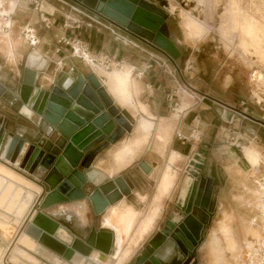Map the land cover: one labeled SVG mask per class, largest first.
Segmentation results:
<instances>
[{
	"label": "crops",
	"instance_id": "obj_1",
	"mask_svg": "<svg viewBox=\"0 0 264 264\" xmlns=\"http://www.w3.org/2000/svg\"><path fill=\"white\" fill-rule=\"evenodd\" d=\"M3 1L11 11L10 27L0 32V125L4 126V133L23 138L24 147L44 137L43 127L38 128L19 113V88L31 53L37 54L31 67L40 71L35 82L37 88H49L63 71L83 76L93 73L131 124L129 132L125 131L114 144L99 152L91 163V168L105 181L121 175L129 194L120 195L115 190L117 199L100 215L94 214L87 199L45 208L42 212L67 231L66 239H60L56 231L57 239L71 248V237L84 241L92 228L110 231L111 251L101 256L110 260L115 236V264H131L164 221L176 213V203L186 186L205 177L211 178L213 186L210 211L204 210L209 217L216 208L213 203H224L231 194L237 195L235 198L242 207L249 206L247 196L251 198L250 193H254L256 210L264 194V98L260 95L264 93V81L255 91L250 90L252 99L246 101L241 95L244 82L233 70L222 76L217 92L199 90L190 84H183L184 89L179 63L182 59L188 70L194 68L191 65L194 60L186 58L177 45L180 55L174 59L74 0ZM166 21L159 31L175 43L163 28ZM193 35L188 39H197ZM29 36L34 42H30ZM73 40L83 45L95 60L93 64L73 51ZM199 70L211 80L218 78V73H208L202 65ZM22 153L17 163L22 161ZM140 162L149 166L147 172L138 166ZM0 163L40 188L39 193L33 191L19 225L14 223V213H5L0 208V264H98L92 258L93 253H99L94 249L88 254L74 249L64 257L38 240L33 249L18 241L44 193L41 186L44 170L38 166L25 171L2 157ZM86 187L85 191L93 188L89 183ZM235 189L237 194L233 193ZM221 212L225 223L222 232L229 235L226 223L232 216L226 210ZM125 214L131 215V221L123 233L118 223ZM244 223L245 231L250 223L259 234L260 226L253 220ZM229 225L235 233L231 222ZM10 227L15 229L9 231L13 235L6 236ZM229 240L233 247V240ZM236 241L238 244L237 238ZM155 255L163 264H183L185 260L168 243Z\"/></svg>",
	"mask_w": 264,
	"mask_h": 264
},
{
	"label": "water",
	"instance_id": "obj_2",
	"mask_svg": "<svg viewBox=\"0 0 264 264\" xmlns=\"http://www.w3.org/2000/svg\"><path fill=\"white\" fill-rule=\"evenodd\" d=\"M74 1L172 58L179 57L175 43L159 31L168 17L167 13L148 0ZM39 72L28 63L23 69L18 94L21 103L19 113L38 128L43 127L44 137L24 147L26 141L23 138L4 133V126L0 125V157L18 164L25 171L38 166L44 170L41 179L44 193L29 217L26 232L35 227L39 234L37 240L64 257L74 249L81 250L75 240L88 248V251L82 250L85 254L92 249L101 255L109 254L112 232L92 228L84 241L71 237L70 248L55 237L59 223L42 210L56 204L87 199L94 214L100 215L117 199L116 193H113L115 190L120 195H128L129 188L121 175L105 181L91 168V163L99 152L114 144L125 131L129 132L131 124L113 104L93 73L83 76L63 71L49 88L40 89L35 85ZM24 107L30 110V114L22 111ZM45 143L48 146L45 147ZM21 153L22 161L17 163ZM138 166L144 172L149 168L145 162H140ZM52 174L54 178L51 179ZM88 183L93 188L85 191ZM212 191L211 178L192 180L186 186L184 197H179L176 203V213L164 221L161 229L147 241L131 264H163L155 252L167 243L182 254L185 258L183 264H193L192 251L197 247L203 227L209 220L204 210L209 211ZM43 236L57 244L58 249L42 241Z\"/></svg>",
	"mask_w": 264,
	"mask_h": 264
},
{
	"label": "rangeland",
	"instance_id": "obj_3",
	"mask_svg": "<svg viewBox=\"0 0 264 264\" xmlns=\"http://www.w3.org/2000/svg\"><path fill=\"white\" fill-rule=\"evenodd\" d=\"M148 1L154 2L156 6L167 13L168 17L163 27L164 30L176 40L175 45L179 47L183 55L186 58L190 56L194 60L191 63L194 68H188V70L183 66L182 59L179 63L180 83L184 89L185 86L183 84H190L199 90L217 92L222 76L228 74L229 70H233L234 74L239 75L244 82L241 86V89H243L241 91L243 100L252 99L250 90L253 89L255 91L257 87L251 80V72L254 70L263 72L264 70V64H261L264 62V0ZM2 5L3 8H7L4 1ZM194 33L198 36H196L197 39H188V37L193 38ZM201 65L208 73H218V78L211 80V78L203 76L199 72ZM189 71H192V74ZM257 92L262 93L261 90H257ZM260 95L264 98V93ZM233 193L237 194L236 189ZM236 196L231 194L225 197L224 203L220 204L218 201L213 203L216 208L211 210V216L208 223L203 227L198 245L192 251L193 264H210L212 257L204 250L203 244L213 227H215L216 236L221 240L225 250L227 263H242L244 243L248 244L258 232L256 226L250 223L246 225L245 231L244 222L253 220L261 229L264 221L254 209L256 204H254V193H250V197H253L249 198L247 196L248 199L246 198L249 200V206L240 207L239 201L235 198ZM222 210L228 211L232 216L226 223L231 232L229 235L222 232V225L225 224ZM239 214L244 215V217L240 218ZM229 221L235 233L230 227ZM7 229L6 236H12L13 232L9 233V231H14L15 229L11 227ZM229 238L233 240V247L230 245ZM132 261L133 259L130 262L132 263Z\"/></svg>",
	"mask_w": 264,
	"mask_h": 264
},
{
	"label": "bare ground",
	"instance_id": "obj_4",
	"mask_svg": "<svg viewBox=\"0 0 264 264\" xmlns=\"http://www.w3.org/2000/svg\"><path fill=\"white\" fill-rule=\"evenodd\" d=\"M2 2H3V0H0V4H2ZM10 12L11 11H9V9L4 8L2 11V14L6 15V14H10ZM9 23H10V21H9ZM75 53L80 54L77 46H75ZM80 55L86 61L93 64L92 58L90 57V55L88 53L84 52V53H81ZM36 59H37V54L31 53L29 56L28 64H30V65L33 64ZM261 64H264V62H262ZM255 75H258V76H255ZM251 76H252L251 80L254 82L255 86L258 87V85H261L260 82L264 81V70H263V72L260 70H254L251 73ZM22 111H24L27 114H30V110L26 107H24L22 109ZM93 174L94 173H91V175H93ZM52 178H54V174L51 175V179ZM25 187L28 189H31V190H28ZM33 191L35 193H39L40 188L37 185L29 182L27 179H25L19 173L14 172L13 170L7 168L6 166H4L3 164L0 163V208H2L5 213H14L15 214L14 221H15L16 225H19L20 222L23 220L24 215L28 209L29 201L33 197ZM184 194H185V191L182 192V196L180 198H183ZM256 211H257V213H259V215L262 217V219L264 221V194L261 196V198L258 201ZM4 217H6V216L4 215ZM112 219H113V216H111V218L109 220L111 221ZM130 221H131V215H129V214L123 215L122 218L120 219L118 224L120 225V229L122 230L123 233H125L127 231V228H128V225L130 224ZM3 222L6 223V221H4V220H3ZM263 228H264V224H263V227L260 229L259 234H257L255 237H253V239H251L248 242V244L244 243V245L252 244L260 236ZM28 231H29V233H27L25 230V233L21 234L18 241L20 243H22L23 245L33 249L35 246V240H37V237H39V234H38V231L35 227H30L28 229ZM57 233H58L57 235L60 239H66L67 231L63 227L59 226L57 228ZM207 236L208 237L203 244V248L207 252V254L209 255V253H210L209 251H211L212 246L214 245L213 242H215L217 245L220 246L221 240H219L216 236L215 227H213L209 231V234ZM41 239H42V241H44L48 245H51L52 247H55L58 249L57 244H53L52 242H50L48 237L43 236ZM75 241H76L75 244L77 245V247H79L83 251H88L87 250L88 248L86 246H84L81 242H79L78 240H75ZM116 246H117L116 238L114 236V252L111 254L110 260L104 259L101 256V253H93L92 258L98 264H115L116 262L113 259V256H114L116 248H117ZM13 260L16 261L15 258ZM120 264H121V262H120Z\"/></svg>",
	"mask_w": 264,
	"mask_h": 264
},
{
	"label": "built area",
	"instance_id": "obj_5",
	"mask_svg": "<svg viewBox=\"0 0 264 264\" xmlns=\"http://www.w3.org/2000/svg\"><path fill=\"white\" fill-rule=\"evenodd\" d=\"M3 9V5L0 4V32H5L10 27V14L3 15ZM29 40L30 42H34L35 39L29 36ZM72 43L74 44V46H72L74 52L75 46L78 47L80 54L87 52L83 45L77 40H73ZM92 61L95 62L94 59H92ZM103 64L105 67L109 66L107 61H104ZM241 264H264V228L260 236L252 244L243 246Z\"/></svg>",
	"mask_w": 264,
	"mask_h": 264
},
{
	"label": "flooded vegetation",
	"instance_id": "obj_6",
	"mask_svg": "<svg viewBox=\"0 0 264 264\" xmlns=\"http://www.w3.org/2000/svg\"><path fill=\"white\" fill-rule=\"evenodd\" d=\"M152 4H154V2H152ZM209 252V256L212 257L210 264H228L225 260V250L222 244H220V246L217 244L213 245Z\"/></svg>",
	"mask_w": 264,
	"mask_h": 264
}]
</instances>
